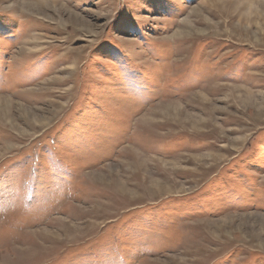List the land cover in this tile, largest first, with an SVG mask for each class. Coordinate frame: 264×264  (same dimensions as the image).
Here are the masks:
<instances>
[{
    "label": "rangeland",
    "instance_id": "374dc122",
    "mask_svg": "<svg viewBox=\"0 0 264 264\" xmlns=\"http://www.w3.org/2000/svg\"><path fill=\"white\" fill-rule=\"evenodd\" d=\"M206 2L0 0V264H264V0Z\"/></svg>",
    "mask_w": 264,
    "mask_h": 264
},
{
    "label": "bare ground",
    "instance_id": "6f19581e",
    "mask_svg": "<svg viewBox=\"0 0 264 264\" xmlns=\"http://www.w3.org/2000/svg\"><path fill=\"white\" fill-rule=\"evenodd\" d=\"M208 1H211L213 4H214V2H216V3H218L219 2V0H207V2ZM206 2V3H207ZM32 7V6H31ZM32 8H37V7H35V6H33ZM11 102L12 101H10V100H7V99H5V100H0V111L2 112V113H6L7 114V110H8V107L9 106H11ZM51 111V110H50Z\"/></svg>",
    "mask_w": 264,
    "mask_h": 264
}]
</instances>
